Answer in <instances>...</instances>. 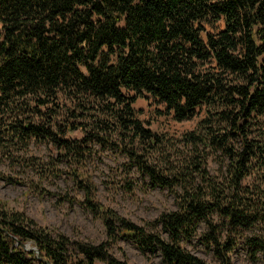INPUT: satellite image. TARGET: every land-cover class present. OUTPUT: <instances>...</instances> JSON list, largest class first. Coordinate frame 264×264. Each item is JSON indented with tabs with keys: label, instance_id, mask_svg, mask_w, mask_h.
<instances>
[{
	"label": "trees",
	"instance_id": "trees-1",
	"mask_svg": "<svg viewBox=\"0 0 264 264\" xmlns=\"http://www.w3.org/2000/svg\"><path fill=\"white\" fill-rule=\"evenodd\" d=\"M61 93L110 116L101 123L136 144L125 149L130 167L169 190L178 209L148 229L93 200L92 183L78 180L108 233L93 244L0 198V264H127L111 252L120 238L160 249L167 264H206L181 244L201 221L204 245L231 264L233 235L264 223V139L252 129L264 119V0H0V141L51 140L65 156L84 155L89 138L63 137L80 122L57 129ZM138 98L163 104L178 121L204 107L179 140L199 154L170 172L153 162L150 154L170 138L144 126ZM31 99L40 121L22 115ZM211 155L225 165L222 178L207 167ZM248 242L264 251V238Z\"/></svg>",
	"mask_w": 264,
	"mask_h": 264
},
{
	"label": "rangeland",
	"instance_id": "rangeland-1",
	"mask_svg": "<svg viewBox=\"0 0 264 264\" xmlns=\"http://www.w3.org/2000/svg\"><path fill=\"white\" fill-rule=\"evenodd\" d=\"M207 27L211 31L216 30L210 25ZM80 100L59 94L60 111L56 120L60 126L57 129L80 122L82 126L79 129L66 132L63 137L71 140L89 138L86 145L82 143L87 146L84 149L86 153L65 156L51 140L25 142L17 137L1 140L0 198L7 200L14 208L26 211L39 224L55 232L64 233L74 240L99 244L108 239V233L103 220L86 206L84 189L77 186L78 180H85L94 186L93 200L151 229L150 221L163 212L178 209L174 195L167 189L153 185L148 177L141 175L135 167H130L125 149L133 148L136 144L130 143L129 136H121L101 123L103 119L109 122L110 116L90 107L87 112L79 108L77 103L83 102ZM26 103L30 105L26 104L23 108V117L40 121V117L31 111L37 102L31 99ZM134 106L144 126L170 138L159 150L150 154V159L162 170L173 171L179 162L199 154L193 151L192 146L179 140L184 132L194 129L200 118L205 116L204 107L198 108L193 118L178 121L164 113L165 106L153 99L138 98ZM262 120L252 129L254 135L264 139ZM99 136L104 139H99ZM139 150L148 152L142 148ZM75 158L82 159L83 163H76ZM207 167L213 176H224L225 165L217 155L209 157ZM249 181L256 182V179ZM213 219L220 221L217 214ZM159 231L167 237L162 229ZM207 231L208 225L201 221L195 235L181 244L206 264H221L213 248H207L202 242ZM252 236L264 238V223L233 235L235 245L229 252L231 264H264V251H255L248 242ZM111 252L127 264H167L160 249L142 251L132 239L120 238L113 244Z\"/></svg>",
	"mask_w": 264,
	"mask_h": 264
}]
</instances>
